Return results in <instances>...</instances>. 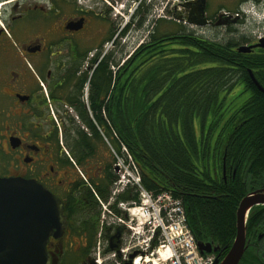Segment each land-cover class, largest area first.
Returning a JSON list of instances; mask_svg holds the SVG:
<instances>
[{"label":"flooded vegetation","instance_id":"flooded-vegetation-1","mask_svg":"<svg viewBox=\"0 0 264 264\" xmlns=\"http://www.w3.org/2000/svg\"><path fill=\"white\" fill-rule=\"evenodd\" d=\"M153 1L0 0V177L36 180L62 201L66 228L62 236H50L47 243L56 264H66L78 254L84 264L92 260L93 249L86 258L84 252L92 225L99 228L98 243L106 241L108 247L115 248L122 242L121 233L104 227L107 202L97 196L91 183L105 176L106 126L104 122L92 126L89 120L121 115L122 68L149 40L157 21L167 19L154 15ZM176 1L166 8L172 13L169 19L188 28L214 30L218 20L233 23L236 9L261 0H234L237 8H217L216 0H204L207 23L203 26L185 19L189 9L184 3L191 0ZM119 3L120 10L116 7ZM138 36L142 37L139 41ZM134 63L131 60L130 64ZM96 127L104 141L94 132ZM76 131L86 132L92 139L98 148L95 157L79 161L81 153L75 149L73 137ZM112 167L118 175L115 184L121 170H116L114 160ZM211 170L212 176L217 173L219 179L227 180L225 164L222 174L219 167ZM121 193L113 185L109 206H117ZM263 208V203L255 204L248 220ZM194 237L197 242L210 244L211 252L204 253L213 256L214 262L224 258L235 240L226 249L219 240ZM246 240L242 259L252 248L259 251L264 246V223L254 227L248 224ZM261 259L264 262V257Z\"/></svg>","mask_w":264,"mask_h":264},{"label":"trees","instance_id":"trees-1","mask_svg":"<svg viewBox=\"0 0 264 264\" xmlns=\"http://www.w3.org/2000/svg\"><path fill=\"white\" fill-rule=\"evenodd\" d=\"M227 33L208 37L182 22L158 20L149 40L122 68L121 115L89 120L92 126L104 122L109 140L105 145L114 163L116 155L128 160L122 150L126 147L142 185L155 194L167 191L181 199L194 236L219 240L226 249L236 234L240 200L249 189L264 186V91L251 76L252 72L264 87V48L240 51V46L254 43L253 37L240 34L233 23ZM238 85L243 89L237 91ZM246 93L247 99L237 104ZM93 129L104 141L97 127ZM73 137L79 161L97 155L86 132L76 131ZM106 156L105 176L91 183L97 196L108 202L118 175ZM207 163L219 167V174L225 164L227 180L217 173L212 176ZM136 189L127 185L119 200H138ZM262 223L264 208L248 220L250 227ZM88 232L85 258L99 228L92 225ZM248 252L241 264L264 263V249Z\"/></svg>","mask_w":264,"mask_h":264},{"label":"water","instance_id":"water-1","mask_svg":"<svg viewBox=\"0 0 264 264\" xmlns=\"http://www.w3.org/2000/svg\"><path fill=\"white\" fill-rule=\"evenodd\" d=\"M184 6L189 9L185 18L188 23L200 26L207 23L204 0H191ZM227 22L220 19L217 24ZM255 47L264 48V37L240 46L239 50L250 51ZM251 76L264 91L252 72ZM259 203L264 204V188L251 191L240 200L233 245L224 258L221 261L216 258L214 264H239L247 247L248 216L252 207ZM63 210L62 201L36 180L0 177V264H56V256L49 252L47 243L50 236H62L66 228L67 217ZM198 247L201 253L212 250L209 243L201 241Z\"/></svg>","mask_w":264,"mask_h":264},{"label":"built area","instance_id":"built-area-1","mask_svg":"<svg viewBox=\"0 0 264 264\" xmlns=\"http://www.w3.org/2000/svg\"><path fill=\"white\" fill-rule=\"evenodd\" d=\"M117 165L123 170L117 190L127 183L137 185L139 199L121 201L119 212L108 209L106 224L124 229L122 242L107 252L102 248L107 243L99 242L92 264H213L214 257L198 248L181 199L167 191L155 195L143 187L131 156L128 162L117 156Z\"/></svg>","mask_w":264,"mask_h":264},{"label":"rangeland","instance_id":"rangeland-1","mask_svg":"<svg viewBox=\"0 0 264 264\" xmlns=\"http://www.w3.org/2000/svg\"><path fill=\"white\" fill-rule=\"evenodd\" d=\"M153 2L155 4L154 7H153L154 8L153 13H154L155 16H157L158 14H161V15L166 16L167 19H169L170 17H172V13L171 12L170 13H167L166 8L168 6H171L173 3H177V1L175 2V0H155ZM214 3H215V6H217V8H219V6H224L226 8H232V7L237 8V5L235 6V1L234 0H216ZM120 4L121 3H119L118 5H116V7L119 10L122 7V6H120ZM133 5L131 6V8L133 7ZM215 6H213V7L215 8ZM242 8L245 9L244 10L245 11L244 13H247L248 14V13L252 12L251 14L253 16L251 15L250 16V19H253L254 17H256L255 15H256L257 11H251L250 10L251 7H248L246 5V6H243ZM236 10H238V9H236ZM240 13H242V12H240ZM128 15H129V11L126 13V16L125 17H127ZM241 16L243 17V19H241L243 22H241V23L240 22L239 23L238 22L237 23L236 22H233V24H235L236 31H239L240 34L251 35L253 37L254 41H257L259 39L258 38L259 34H263L264 33V25L262 26L263 28H258V27H256V25L258 24L256 20H254V19H253L254 21L253 20H247L245 18V14H241ZM124 21H125V18H124ZM228 25H230V23L229 24H223V25L220 26L219 29H214V30H212L211 28L199 30V29H195V28H193L191 26H190V28L193 29V30L195 29L194 31H196L198 34H202V35H205V36H208V37H211L213 34L220 33V36L219 37L221 38L222 36H225V35L228 34L227 33V26ZM141 31L142 30L139 31L138 35L141 34ZM143 34H145V33L143 32ZM141 38L142 37L138 36V41ZM241 89H243V86L242 85H238L237 91H239ZM248 96H249V94H247V93H246L245 96L242 95L239 98V100L237 101V104H239L240 102H243L244 100H246ZM106 154L109 155L108 157H109L110 161L113 162L112 155L110 154L109 150L105 147V154L104 155H106ZM211 165H208V163H207V166H209V168H212L213 170H211V169L210 170L213 172L214 171V167H213V164H211ZM203 168H205L204 165H203ZM118 169L119 168H116V170H118ZM117 173L119 174V177H121L123 175V170H121V172H118L117 171ZM129 185H134V184H129ZM158 194H160V193H157L155 195H158ZM113 201H114V199H112L110 202L112 203ZM107 206H108V203H107ZM79 243H80V241L78 242V244ZM261 245H264V244H261ZM105 247L106 246H104L102 248H105ZM261 249H264V246H261ZM78 251H81V249L79 248ZM73 255H75V254H73ZM79 259H80V254L75 255L73 258H71L70 262H71V264H84V262L82 263V260H79ZM108 263L109 262H107L106 264H108Z\"/></svg>","mask_w":264,"mask_h":264},{"label":"bare ground","instance_id":"bare-ground-1","mask_svg":"<svg viewBox=\"0 0 264 264\" xmlns=\"http://www.w3.org/2000/svg\"><path fill=\"white\" fill-rule=\"evenodd\" d=\"M248 7H251V11H257V13H256V17H254L253 19L254 20H256L257 21V25H256V27H258V28H263L262 26L264 25V1H260V2H251L250 4H248L247 5ZM245 9L244 8H240V9H238V10H235L234 11V13H233V17H234V19H236L237 20V18L236 17H238V15H241V14H245V18L247 19V20H253V19H250V16L252 15L251 13L252 12H250V13H244L245 11H244ZM240 12H242V13H240ZM253 16V15H252ZM258 16V17H257ZM260 16V17H259ZM241 19H243V17L241 16V18H238V20H241ZM237 20V21H238ZM253 20V21H254ZM237 21H235V22H237ZM254 23V22H253ZM259 39L261 38V37H258ZM124 148V150H125V153L127 154V157H128V160H126V158H124L123 156H120V155H116V156H120V157H122L123 159H125V161L126 162H128L129 161V157L131 156L130 154H129V152H128V150H127V148L126 147H123ZM132 158V157H131ZM133 161V160H132ZM134 162V161H133ZM135 164V163H134ZM138 169V168H137ZM153 192V191H152ZM164 192V191H163ZM154 193V192H153ZM160 193H162V192H160ZM183 204V203H182ZM184 206V205H183ZM185 209V208H184ZM186 212V211H185Z\"/></svg>","mask_w":264,"mask_h":264}]
</instances>
